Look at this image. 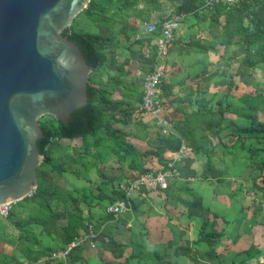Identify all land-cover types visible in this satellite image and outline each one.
I'll list each match as a JSON object with an SVG mask.
<instances>
[{
    "label": "trees",
    "instance_id": "obj_1",
    "mask_svg": "<svg viewBox=\"0 0 264 264\" xmlns=\"http://www.w3.org/2000/svg\"><path fill=\"white\" fill-rule=\"evenodd\" d=\"M192 1L196 9L193 16L199 21L210 20L221 30V34L211 41L198 42L195 50L207 55L211 49L217 51L218 46L228 48L226 53L225 51L220 53L216 63L210 62L207 58L202 60L204 69L210 72V78L214 80V88H225V90L215 93L208 91V93L202 82H198L195 89H190L186 98L182 100L190 111L183 110L184 125L187 129L181 132V137L194 154L195 160L205 159L210 169H216L215 163L218 160L224 164L228 163L226 158L219 156L220 153L230 156L233 166L238 162H244L242 165L245 166L244 168L247 167L245 171L249 169L251 172L250 192L256 195L259 205L257 206L258 202L255 200L257 202L255 208L247 209L242 206V214L247 210H252V214L249 217L247 214L246 217H242L237 226L218 214H210L212 217L208 216L202 221L195 241L183 240V235L181 236L180 233L181 244L176 250L177 262L174 264H182L186 259L197 260L202 256L200 249H209L213 252L222 246L228 249L242 234L254 235L255 227H264V220L259 221L258 217L260 213H264V121L261 120V114L264 112V85L260 86L257 82L254 91L235 96V90H240V86L233 77L224 74L219 78L213 71L222 65L231 68L238 60L239 46L244 49V54L239 60L246 67L255 70L259 66H264V0H241L235 5L216 4L212 8L205 9H203L205 0ZM139 2L140 0H92L89 6L75 18L71 27L62 33L71 41L77 42L87 63L94 69L93 77L106 74L108 78L103 83L101 80L94 81L91 76L88 104L71 114L68 125L52 116L42 117L39 120L43 137L38 141V148L44 160L38 167V187L31 197L14 203L8 217L2 218L7 219L17 230L16 240L12 242L14 251L20 249L21 243H24V247L20 249L19 259L14 255L15 253L7 254L1 244L10 241V238L8 240L4 232V237L0 238V264H20L21 258H24V262L27 261L28 264H88L83 253L86 242L73 247L65 258L54 255L66 252L71 244L84 240L91 232L107 235V232H110V222L117 225L126 224L124 219L115 220L106 213V208L110 204L125 199V195L120 190L121 184H115L102 171H98L100 183L97 191L102 193L106 188L110 190L108 194H103L104 198L96 195L94 193L96 190L91 187L83 189L80 197L76 195L75 189L61 191L53 184L51 175L62 176L67 172L78 174L81 169L90 171L91 163L83 162V159L92 156L98 164H103L108 159L106 152L127 164L132 173H159L144 166L149 158L152 159L154 156L162 166L161 172L168 170L172 154L170 157L165 156V148L158 147L156 151L140 154L136 147L126 140L125 135L120 134L115 128L117 124H128L129 119H126L131 118L132 115L137 113L141 115L143 94L124 86L121 74L113 76L108 73L119 65L118 54L115 51L116 44L114 38L100 35L99 30L106 29L111 22L120 21V15L125 16L135 10L134 6ZM177 13L183 12L179 10ZM112 45L115 47L112 48ZM118 70H121L120 67ZM118 87L124 88V95L134 96L135 104L138 105L133 106L134 103L128 101L125 119H119L104 111L105 106L123 103L113 98L115 88ZM75 140H81L83 145L79 148H71L73 154L66 155L67 157L61 156V161L57 162L54 155L61 149V144ZM181 145L180 143L179 147L169 149L177 152ZM231 165H225L224 174H228L229 168L233 167ZM134 178L135 176L129 179ZM219 180L220 183L226 182L225 179ZM171 190L172 183L164 192L169 193ZM232 190L233 193L226 194L230 201L236 196L235 189ZM104 199L106 203L108 201V206H104V216H94L93 209L102 205ZM130 202L132 209H135V200L132 198ZM27 210L30 213L29 217L20 218L21 211ZM189 211L191 216L190 207ZM178 231L181 232L180 229ZM260 236L263 244L264 234ZM229 240L232 242L229 243ZM114 242L116 248L111 255L115 261L121 260L124 258V247L130 244L115 240ZM261 244H251L247 251L237 254L231 264H264L261 262V257L264 256V246L262 247ZM131 245L133 246V243ZM102 255L104 260V254ZM216 260L219 262V256Z\"/></svg>",
    "mask_w": 264,
    "mask_h": 264
},
{
    "label": "crops",
    "instance_id": "obj_2",
    "mask_svg": "<svg viewBox=\"0 0 264 264\" xmlns=\"http://www.w3.org/2000/svg\"><path fill=\"white\" fill-rule=\"evenodd\" d=\"M194 8L195 5L193 3L191 12L181 13L185 15V19L182 22L180 29L176 32L175 42L171 47L168 59V71L163 82L164 93L168 94H165L166 96L164 95L166 109L165 114L171 121L175 123V131L173 135H170V137L167 138L162 137L160 134L158 135L159 130L156 127L154 119L152 116L146 113L143 105H141V110L143 109V111H141L140 121L141 137L139 134H137L135 137L139 141L141 140V144H147L148 146L151 145L150 151H156L158 147L165 148V156L168 157H170L171 154L173 156L178 152L170 151L169 148H177L180 146V143L185 144L181 137L182 133L187 129V127L184 125L183 110L186 109L187 111H190V108H188L186 104L182 103V100L186 98V94L190 92L191 88H196V84H198V82H202L204 88L205 84L208 83L207 79L210 77V72L204 69L202 60L207 58L210 60V62L216 63L220 56L218 57L217 61H213L210 58L211 55H220V53H222V47L220 46H218V50L220 52L218 50L216 51L211 49L207 55H203L201 52L195 50L196 44L198 42L207 43L211 41L213 38H216L221 34V30L218 29L215 24H212L210 20L199 21L197 18H195L193 13L194 10L196 11V9ZM170 17L161 18L160 15L153 14L152 12L146 13L144 11L135 9L131 12H128L127 15L125 14V16H122V20L111 22L109 23L108 27H106V29L99 30L100 35L114 38V44H116V47L112 45V48L115 47L116 49L115 51L118 54L117 58L119 61L118 67H120L121 70H118V67H115L108 71V73H111L113 76L121 74V81H123L124 86H126L128 89L133 91L136 90L143 94L144 78L149 72L153 70L154 67L156 55L155 41L157 36L144 34L142 30L143 24L146 22L160 24V22ZM211 25H215V29L211 27ZM225 50L226 48H223V52ZM102 78H104L103 75H96L95 77L96 81L101 80L103 83H105L108 76L105 80ZM210 81L213 82L214 80H211L210 78ZM205 89L207 92L211 91L207 88ZM216 89L217 90L213 93L217 92L219 88ZM113 98L119 102L123 101V103L105 106V111L119 119H125L128 101L134 103L133 106H138L135 104L136 100L134 96L128 94L124 95V88L122 87L115 88V94ZM138 115V113L134 114L131 116V118H127L126 120L129 119L130 122L132 121V118H135V116L138 117ZM153 132L157 133L154 135ZM180 132L182 133L180 134ZM127 138L128 137H126V140L128 141ZM132 144L134 143L132 142ZM143 153L145 152L141 151L140 154ZM183 161H186V159L184 158ZM181 163L177 164V168H179L178 177L181 174V170L183 169V165L181 166ZM144 166L151 168L152 171L155 172L162 171V166L156 156H154L152 159L149 158L148 163L146 162ZM121 178H118V180H124ZM112 180L114 181V179ZM129 181L131 180L129 179ZM125 184L121 183V185ZM173 187L176 188L175 185H172V188ZM204 189V187L200 188L195 186L194 188H190L186 183L184 186V182L180 180V186L177 188L178 192L173 189V191L171 190L169 193L164 192L165 190H157L135 195L133 197L135 200V209H132L131 205L132 210L130 209L129 211V217L123 216L122 218L125 220L126 224L117 225L116 223L113 224V222H110V232L108 231V234L104 235L105 238L110 239L113 243H115V240L119 243H129L130 246L124 247V258L117 261H115L114 258H111V253H113V250L116 248V244L113 248L110 247L111 249H102V251H104L103 253H106V255L107 253H110V255H107L105 262L107 264H127L133 255L136 256L134 249L143 247V250L146 251L145 245L148 242L155 244V246L157 245L156 247H159L165 251V257L162 258L165 261L164 264H174L177 262L175 253L178 246L180 245L179 243H181L179 234L181 233L182 236V227L187 226L190 231L193 229V232H187L183 234V240H189L191 242L195 241L198 238V232L202 221L208 217V215H210L211 210L209 207L205 206V200L203 197V192H205ZM174 193H177L176 198L172 199ZM210 194H214L213 197L215 194H218L216 199L221 200V203H223L222 208H228L226 210L229 211H231V209H236L240 213V216L238 215V217H241V209L243 205L241 206L239 203L230 204L228 203L227 198L226 200H222L223 195H219L220 193H215L213 190L210 191ZM168 197L169 201L167 199ZM165 201L169 203L164 204ZM189 207L192 210L191 216H189ZM143 217H145V219H143ZM153 225L159 226H156L154 229H152L154 227ZM179 229L181 232L178 231ZM254 229V235L242 234L241 237L235 243L233 242V244L228 249H224L223 246L219 247L217 250L218 252H213L209 249H200L202 256L198 257V259L195 261L186 259L182 264H231L230 260L225 261L228 256L233 257L234 255L247 251L253 243L261 244L260 235L262 233L258 227H255ZM121 233L126 234V237H122L124 240L118 237V234ZM134 235H140L141 237L139 241L136 240V246L131 245V236L133 237ZM194 235H196V238ZM97 238H99V234H96L95 240ZM231 242L232 240H229V243ZM86 245L87 244H84L83 253L85 259L87 260V250L85 249ZM91 245L94 244L91 243ZM261 245L263 247L264 243ZM128 250H130V252L127 253ZM218 256L219 262L216 260ZM87 261L90 264L92 260ZM261 262H264V256L261 257Z\"/></svg>",
    "mask_w": 264,
    "mask_h": 264
},
{
    "label": "water",
    "instance_id": "obj_3",
    "mask_svg": "<svg viewBox=\"0 0 264 264\" xmlns=\"http://www.w3.org/2000/svg\"><path fill=\"white\" fill-rule=\"evenodd\" d=\"M92 0H0V206L31 197L44 156L39 120L68 125L93 67L62 33Z\"/></svg>",
    "mask_w": 264,
    "mask_h": 264
},
{
    "label": "rangeland",
    "instance_id": "obj_4",
    "mask_svg": "<svg viewBox=\"0 0 264 264\" xmlns=\"http://www.w3.org/2000/svg\"><path fill=\"white\" fill-rule=\"evenodd\" d=\"M193 7V1L192 0H140L139 4L135 5L134 8L137 10H141L144 11L146 13H150L152 12L153 14L156 15H160L161 18L163 17H170V16H174L177 15V11L181 10V12H191ZM123 15H120V19L122 20ZM82 22V21H81ZM84 23V21L82 22ZM211 27H213L215 29V25H211ZM228 51V48L225 50V53ZM238 51H240L239 56H238V60L234 62V65L231 68H228L226 66H219V68H215L213 71H215L217 73V76L219 78H221V75H230L233 77V80L239 84L240 86V90H235L234 95L236 96H240L242 95L243 92H249V91H254L255 89V83H260L261 85H264V66H259L257 67L255 70H252L248 67H246L239 59L242 57V55L244 54V49H242L240 46L238 47ZM223 52V48L222 51ZM219 55L217 54H212L211 55V59L214 61H217ZM209 74V72H208ZM95 75V74H94ZM91 76L93 78V80L95 81V77H93V73H91ZM90 76V78H91ZM104 78L102 79H106V74L103 75ZM210 76V75H209ZM209 79V80H208ZM207 79L208 83L205 84V88L211 90L210 92L213 93L214 91H216L217 89L214 88L213 83L214 81H210V77ZM226 79V78H225ZM222 90L224 91L225 88H219L218 91ZM105 108V107H104ZM106 110V108L104 109V111ZM261 120L264 121V112L261 114ZM141 115H138V117L135 116V118H132V121H130L128 124H117L115 125L116 130L122 134L125 135L126 137H128V141H130L131 143L133 142L134 146L136 147L137 151L139 153H141V151L146 152V151H150L151 149V145H145V144H141V140L139 141L138 139H136L135 137L137 136V134L140 135L141 137ZM158 131V130H157ZM155 133L157 132H153V134L155 135ZM160 133L158 132V135ZM181 134V132H180ZM83 145V142L81 140H75L73 142H68L65 141L61 144V149L58 150V152L54 155L55 160L57 162L61 161V156L65 157L66 155H72L73 152L71 150V148L76 147L79 148ZM187 147V146H186ZM188 148V147H187ZM108 159L103 163V164H98V162L96 161V159L92 156H88L86 158L83 159V162H87L89 161L91 163V167L92 169L90 171H84V170H80L78 174L76 173H64L62 176H55V175H51L53 176V184H55L56 187L60 188L61 191H69L72 189H75L77 191V196L80 197L83 189H85L86 187H91V189H93L96 195H98L99 197L101 196V198H104L103 194H108L109 193V189L106 188V190L102 193L100 191H97L98 189V185L100 183V178H99V174L98 171H102V173H104L105 175H107L109 178L114 179V183L118 184V183H122L125 184L129 181V178H133V176L137 173H132V171L130 170V168L128 167L127 164H125L124 162H122L121 160H119L116 156H114L113 154H109L108 152H106ZM105 153H104V158L106 157ZM222 158H226L228 160L227 164L231 165V161H230V156L228 155H224L222 153H220V155ZM67 157V156H66ZM190 158V159H189ZM186 161H182L181 166L183 165V169L181 170V174L178 176H175L174 178H172L170 180V182L172 183V185L176 188H172L173 190L177 191V188L180 186V180H182L184 182V186L185 183L190 187V188H194L195 187H204V200H205V206L209 207L210 214H218L221 218H225L227 221H229L230 223L234 224L237 226L238 221L242 218V217H247L251 216L252 214V210H247V212L245 214H241V217H238V215L240 214L238 212V210L236 209H231V211L226 210L228 208H222L223 203H221L220 199H216V195L213 197L214 194H210V191L213 190L215 193L218 192L220 194H222V200H226V198L228 199V203H233L234 201H237L239 204H241V206L243 205L244 208L247 209H251V208H255L256 207V203L258 202L257 206L259 205V200L256 198V195L253 194V192H250L251 186H252V180L249 177L250 175V170L247 169L245 171L244 168L245 166L242 165L244 162H238L236 165H231L233 167L229 168L228 170V174H224L223 170L225 165L222 163L220 160H218L215 164H216V169H210V167L207 165L205 159H203L202 161H198L195 160V156L194 154L188 149L187 151V157L185 158ZM70 161V159H68V162ZM77 161V159H76ZM220 161V162H219ZM75 165V164H74ZM179 168H177L178 170ZM122 177V178H121ZM118 178L124 179L122 181L118 180ZM219 179H225L226 182L225 183H220ZM232 184V186H231ZM231 186V187H230ZM235 189L234 193H236L235 198H233L232 201L229 202V198L226 196V194L228 195V192L233 193V190ZM172 190V191H173ZM160 191V190H158ZM153 192V191H152ZM176 194L174 193V196L172 197V199L176 198ZM169 201V197L167 198ZM105 201L102 202L100 206H97L93 209V213L94 216L96 217H102L104 216V206L107 205L106 203V199H104ZM257 202H256V201ZM179 201V200H178ZM241 202V203H240ZM169 203V202H164V204ZM108 206V205H107ZM56 207V204L54 203V208ZM130 211V210H129ZM128 211V212H129ZM185 211V210H184ZM29 210L27 211H21V215L20 218L26 219L29 217L30 213H28ZM125 213L123 216H127L129 217L130 212L129 213ZM200 212V211H199ZM129 214V215H128ZM211 215H208L210 217H212ZM123 216L121 218H123ZM160 216V215H158ZM240 216V215H239ZM259 217V221H263L264 220V213H260L258 215ZM143 219H145V217H143ZM148 219V218H146ZM151 222V221H150ZM63 223H66V221H63ZM157 223V221H156ZM154 227L152 229H154L156 226L159 225H153ZM161 227V226H160ZM173 229V228H172ZM171 229V232H172ZM197 229V228H196ZM258 229L264 234V227H258ZM257 229V231H258ZM17 230L13 227L12 224H10V222L7 219H2V217L0 218V238L2 239L4 237V232L6 234V236L8 237V240L10 238V241H7L6 243H2V249L4 248V251L9 254V255H16L17 259H19L20 256V249H22L24 247V243L20 244V249L17 248L16 251H14L15 249L13 248L14 246H12V242L16 240V232ZM184 232V233H183ZM187 232H193L190 231L189 228H187V226L182 227V235L187 233ZM197 232V231H196ZM118 237L121 238L122 240H124V238L122 237H126L125 233H121L118 234ZM194 237L196 238V235H194ZM141 239L140 235H134L133 237L131 236V240L133 243V246H136L137 241H139ZM94 244V245H91ZM87 245L85 246V249L87 250V260H92L90 262V264H107L106 261V257L107 255H110V253H103L104 251H102V249H111L110 247H114L115 243H113L110 239L105 238L104 235H99V238H97L95 241L93 242H87ZM181 244V243H179ZM157 246V245H156ZM155 244H151V243H147L145 245L146 247V251L143 250V247L141 248H136L134 249L136 252V256L134 258H131L130 261L127 264H164L165 261L162 259L163 257H165V251L162 250L159 247H156ZM94 248V249H92ZM14 251V252H13ZM130 252V250L127 251V253ZM142 252V253H141ZM19 253V254H18ZM102 254H104V260H102ZM158 255V256H157ZM236 255H234L233 257L228 256L225 261H229L232 263L233 259H235ZM93 258V259H92ZM111 258H113L111 256ZM185 259V258H183ZM23 261V262H21ZM20 264H28L27 261L24 262V258H21ZM100 261V262H99ZM217 262V261H214ZM239 262V260L237 261V263ZM82 264H87V263H82ZM89 264V263H88ZM116 264V263H113Z\"/></svg>",
    "mask_w": 264,
    "mask_h": 264
},
{
    "label": "built area",
    "instance_id": "obj_5",
    "mask_svg": "<svg viewBox=\"0 0 264 264\" xmlns=\"http://www.w3.org/2000/svg\"><path fill=\"white\" fill-rule=\"evenodd\" d=\"M241 0H205L204 8H212L216 4L235 5ZM203 11V10H202ZM185 19L184 14L174 15L162 22H146L143 24L142 30L146 35L156 36V55L154 67L149 72L143 82V98L142 105L147 114L152 116L156 127L161 136L173 135L175 131V123L171 121L165 114V99L163 91V82L166 77L168 68V59L171 47L174 45L176 32L180 29ZM188 148L182 144L179 151L172 156V160L168 165V170L157 174L150 172L145 174H135V178L125 185L120 186L125 199L117 200L106 208V213L114 217L115 220L120 219L125 213L131 209L130 200L137 194L166 190L170 185V180L178 176L177 164L181 163L187 157ZM13 204L0 206V217L6 218L11 213ZM92 228V227H91ZM96 238V234L91 232L84 240L71 244L66 252L55 254L54 257H66L68 252L78 245L92 242Z\"/></svg>",
    "mask_w": 264,
    "mask_h": 264
}]
</instances>
